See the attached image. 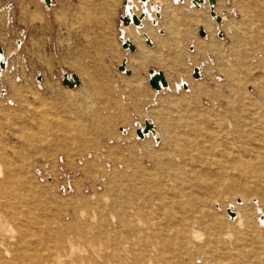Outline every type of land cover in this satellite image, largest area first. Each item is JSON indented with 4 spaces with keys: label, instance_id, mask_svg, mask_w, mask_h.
<instances>
[{
    "label": "rangeland",
    "instance_id": "374dc122",
    "mask_svg": "<svg viewBox=\"0 0 264 264\" xmlns=\"http://www.w3.org/2000/svg\"><path fill=\"white\" fill-rule=\"evenodd\" d=\"M156 1L52 0L49 6L52 14L49 12L47 24L45 9L47 3L44 0H0V46L2 48L0 58L5 65V68L0 66V107L8 112L5 117L0 115V120L5 119L6 122L5 120L4 122L7 125H16L18 130L23 124L30 126L31 130L34 127L35 130L38 123L46 122L48 130L50 129L49 133H52L54 125L60 127L70 120L71 117L67 116L64 107L68 105L69 100H73L77 95H83L85 89L92 90L90 96L92 99L88 98L87 103L86 101L84 103L86 105L84 109L85 107L86 109L83 119L87 123H83L82 120L85 124L82 132L78 128L79 125L75 124L73 128L80 131L73 133V137L81 135L82 139L80 141L76 137L78 143L71 147L72 150L70 149L69 154L72 153L69 155L70 160L66 152L54 150L52 152L46 135H41V141L36 143L34 148L32 146L35 153L48 151L51 156L49 160L38 159L37 163L34 162L36 170L33 175L40 186L48 189V193L51 191L50 194H53L55 191L53 195L57 199L65 200V202L73 201L79 208L82 199L87 198L93 202L99 195L101 204L107 205L109 196L106 190L110 191L111 196V190L116 184H122L121 189H124L130 177H133L139 187L146 185L144 183L147 180L149 183L152 181L148 186L160 182L173 186L171 178L174 172L163 166L160 168L154 166L153 162L144 156V150L148 147L165 160L168 161L170 157L173 158L174 164H182L181 167L186 168V170L183 168V171L191 170V162H194L193 158L196 156L198 169L194 170L197 169L196 171L204 174L210 169L207 168L208 156L202 154L201 148L214 146L210 141L211 145L203 140H194L192 142L194 146H191L194 148L190 151L189 149L183 151L172 146L170 140L180 120L184 119L188 113L203 108L208 110L211 118L220 119L218 123H221V126L231 129L230 117L224 119L221 114L224 111L223 108H227L228 105L232 108L241 106L243 113L247 109L254 111L261 107L264 109V95H262L264 86L262 91L259 88L261 83L264 84V0H242L247 7H251L248 13H244L242 5L236 0H215V12L221 17V23H218L211 15L208 0L204 5L199 4L200 7L195 6L191 0H181L182 2L172 0L173 6L182 8L186 14L207 13L209 25L212 28L202 23L196 25L185 22L182 25L181 19L177 27L173 25L177 29V39L174 40V44L158 53L159 57L153 58L148 66L141 67L138 72H135L136 64L130 62V57L137 56L138 46L133 42L128 29L144 41V46L150 51L155 50L157 44L145 34L144 29L147 25L156 30L159 38L168 37V31L162 24L164 4L156 3ZM257 1L263 6L254 7ZM127 3L128 6H125ZM131 5L139 11L132 10ZM145 10L149 11V15L146 16L141 28L134 25L124 26L121 20L123 16L130 14V11L139 16L146 14ZM156 11L159 15H155ZM224 16L227 17L228 22L223 21ZM153 20H155L154 23ZM226 23L231 24L230 28H226ZM200 29L205 31L204 36L199 35ZM187 30L191 34L185 38ZM148 39L152 43H148ZM123 40H130L137 47V52L131 53L128 48H123ZM199 45H204L207 49L199 50ZM177 47L179 54L175 56L173 53L177 52ZM123 62H126L127 69L132 72V75L128 76L124 71L119 70ZM195 68L199 69L197 78L193 77ZM149 69L155 72L162 71L167 77L168 85L159 90L151 88L148 83ZM64 74L69 77L75 74L80 79L81 85L73 89L64 85L62 83ZM136 74L141 83L138 88H135L134 83L127 84V81L133 80ZM229 77L232 79L229 80ZM183 84H187V88H183ZM196 86H203L204 91L197 93L194 89ZM97 90H101L102 93L98 94ZM37 95L40 100H43L42 105L41 101H37ZM74 107V112L80 111L77 105ZM101 116L108 120L107 127L110 126L112 134L101 137V132L94 131V125L98 123ZM145 122L152 123L156 129L154 134L150 133L141 139L136 131L142 129ZM216 127L220 130L219 126ZM59 131L58 135L65 137L66 133ZM3 133H8V130L3 131L1 135ZM85 135L87 136L84 137ZM110 137L113 139L110 140ZM216 137L219 141L223 139L221 142L227 139L222 135ZM10 139L13 144L19 145L18 138L11 136ZM163 144L169 145L168 152L164 150ZM129 145L134 146L139 154H131ZM32 148L30 149L33 151ZM104 149L106 152L103 151ZM161 149L163 150L160 152ZM97 152L101 153L97 154ZM262 162L264 166V159ZM164 173L169 176L165 178ZM182 175L180 173V176ZM207 176L205 175L206 179L209 177ZM251 177L249 175L248 179L250 180ZM249 186L247 183L244 185L245 188ZM218 199H214L210 205L211 212L216 217L229 222L231 225L229 229L232 230L237 228L235 207L244 206L245 215L249 216L253 224L255 223L254 236L257 235V240L263 242L261 238L264 236V204H259L257 197L249 198V207L245 205L241 195H229L219 201ZM111 221L115 222V219L111 217ZM234 239L235 237H232V240ZM258 243L260 242L256 241L255 247L259 248L261 245ZM125 246L127 245H123ZM229 247L233 249L232 246ZM254 263L257 261L254 260Z\"/></svg>",
    "mask_w": 264,
    "mask_h": 264
},
{
    "label": "bare ground",
    "instance_id": "6f19581e",
    "mask_svg": "<svg viewBox=\"0 0 264 264\" xmlns=\"http://www.w3.org/2000/svg\"><path fill=\"white\" fill-rule=\"evenodd\" d=\"M146 1L142 0V2ZM159 2L164 4L162 24L168 31V37L165 39L159 38L156 30L151 26L147 25L144 29L145 34L156 42L157 48L155 50H148L144 46V41H141L133 31L130 32L128 29L133 42L138 46L137 56L130 57V62L136 64L135 72H138L141 67L148 66L153 58L159 57L158 53L174 44V40L177 39V29L173 25L177 27V23L181 19L180 24L182 25L185 22H190L196 25L202 23L208 28L211 27L208 16H206L207 13L203 15L197 13L186 14L182 8H175L172 0L156 1V3ZM191 2L195 6L206 4V0H191ZM236 2L242 5L244 13H248L251 7H247L242 0H236ZM209 4L211 11L214 12L212 16L216 18V4H211V2ZM263 4L257 1L254 7H262ZM125 6H128V3ZM131 9L139 11L133 5H131ZM147 10H145L146 14L143 13L139 25L129 22L124 26L134 25L141 28L146 16L149 15ZM158 11L155 15L158 14ZM132 15L134 14L130 11V14L126 16L131 17ZM219 18L220 21L217 22L221 23L222 19ZM248 18L250 17L248 16ZM223 21L228 22L227 17L224 16ZM154 22L155 20H153ZM230 25V23H226V28H230ZM190 34L191 32L187 30L184 37L188 38ZM148 41L152 43L151 40L148 39ZM198 49L206 50L207 48L204 45H199ZM136 52L137 47L135 46V50L131 53ZM178 54V50L173 53L175 56H178ZM0 62H2L1 58ZM124 65L127 69L126 62H124ZM2 68H5V65ZM130 75H132V72L128 74V76ZM67 77L71 78L68 75ZM230 79L232 78L229 77ZM131 83H134L135 88H138V85L141 84L138 74L133 80L127 81V84L131 85ZM80 85L81 81L79 85L69 88L73 89ZM263 86L264 84L261 83L259 86L260 91L263 90ZM194 89L197 93L204 91L203 86H196ZM91 91L85 89V92L82 91L83 95H77L73 100H69L68 105L65 104V112L71 118L60 127L54 125L52 133H49L50 129L48 130V123L46 122L38 123L35 130L34 127L31 130V127L26 124H23L21 129L18 130L16 125H7L5 119V122L2 119L0 120V264H253L254 260L257 261L254 264H264V236L261 238L263 242L257 240V235L254 236L253 231L256 226L255 223L251 222L249 216L245 215L244 206L241 208V206L235 205L237 214L235 225L237 228L232 230L229 229L231 227L230 223L223 218L216 217L210 208L214 199L219 198V201L229 195H241L247 207H249V198L253 196L257 197L259 204H264V166L262 162L264 159V109L262 107L256 111L247 109L243 113L241 106L232 108L228 105L227 108H223L224 111L221 114L224 119L230 117L231 129L221 126V123H218L220 119H217V117L211 118L208 110L203 108L188 113L178 123L179 126L175 129V134L170 140L171 145L183 151L187 149L190 151L194 148L191 147L194 146L192 144L194 140L210 141L214 147L201 148L202 154L208 156L207 168L210 170H206L204 174L196 171L198 169L196 165L198 158L194 156L196 159L193 158L194 162H191V170L183 171L182 164H174L173 158L168 155L169 160L167 161L148 147L144 150V156L153 162L154 166H159V168L163 166V168H169L174 172L171 178L173 186L160 181L159 184L148 186L152 181L149 183V180H147L145 183L143 182L146 185L139 187L133 177H130L127 179L128 183L124 186V189H121L122 184H113L115 186L111 190V196L110 191L106 190L109 196L107 205L101 204V199L97 194L98 198L93 202L87 198L82 199L78 208L73 201L65 202V200L57 199L53 195L55 191L50 194V190L48 193V189L46 190L39 185L37 178L33 175L36 170L34 162L37 163L38 159L45 161L50 155L48 151L35 153L36 151L33 148L36 143L41 141V135H46L48 136L46 140L50 142L52 152L53 150L66 152L69 159L71 157L69 155L72 154H69L72 150L71 147L78 143V139L80 141L82 139L81 135L73 137V133L83 130L84 125L87 123L83 119L86 109V107L84 109V106H86L84 103L85 101L87 103L88 98H91ZM100 93H102L101 90L98 91V94ZM39 98L37 95V101H41L40 104L42 105L43 100ZM75 105L79 107V112L73 111ZM0 115L5 117L8 112L0 107ZM82 120L85 124L82 123ZM107 121L101 116L98 123L94 125L95 128L93 126L95 132L102 133L101 137L112 134L110 126L107 127ZM75 124L79 125L80 131L73 129ZM216 126H219L220 130ZM106 128L109 129L106 130ZM155 129L154 125L152 130L143 133L140 138L143 139L150 133L154 134ZM7 130L8 133L1 135L3 131ZM59 130L66 133V135L64 134L65 137L58 135ZM10 135L18 138L19 145L11 142ZM217 135L219 137L221 135L226 136V141L221 142L223 139L219 141ZM168 148L169 145H164V150ZM47 150H49L48 147ZM129 150L133 155L138 153L134 146L129 145ZM103 151L106 152L105 149ZM97 154L95 153V156ZM195 168L197 169L194 170ZM180 173L184 175L180 176ZM101 174L103 175V172ZM205 175L209 176H207L208 179L205 178ZM249 175L252 176L250 180L248 179ZM245 183L250 186L245 188ZM102 203H104L103 200ZM111 217L115 219V222L111 221ZM232 237H235V239L232 240ZM256 241L260 242L258 243L261 245L259 248L255 247ZM123 245L127 246L123 247ZM228 245L232 246L233 249Z\"/></svg>",
    "mask_w": 264,
    "mask_h": 264
},
{
    "label": "water",
    "instance_id": "95a60500",
    "mask_svg": "<svg viewBox=\"0 0 264 264\" xmlns=\"http://www.w3.org/2000/svg\"><path fill=\"white\" fill-rule=\"evenodd\" d=\"M44 1L46 3L51 2V0H44ZM209 2H211V4H214L215 0H209ZM211 15H214L213 11H211ZM142 17H143V14H140L138 17L136 15H132L131 17L125 15L121 18V20L123 24H128L129 22H132L134 25H139L140 19ZM216 21H220V18L218 16H216ZM199 35L204 36L205 31L203 29H200ZM147 42L150 43L149 41ZM122 47L128 48V50L131 52L135 50V46L128 40H123ZM1 52H2V48L0 46V53ZM0 66L4 67L3 62H0ZM119 70L124 71L127 75L131 73L129 69L125 68L124 62L119 66ZM149 74H150V78H149L148 83L151 88L159 90L162 87H166L168 85L165 74L162 71L158 70L155 72V70L149 69ZM198 76H199V71L197 68H195L193 71V77L197 78ZM62 83L72 88V87L79 85L80 80L75 74H71V78H68L67 75L64 74ZM183 88H187V84H183ZM153 128H154V125L152 123L145 122L144 127L141 130L138 129L136 132L139 137H142L143 133H147L149 130H152Z\"/></svg>",
    "mask_w": 264,
    "mask_h": 264
},
{
    "label": "crops",
    "instance_id": "0c3cea01",
    "mask_svg": "<svg viewBox=\"0 0 264 264\" xmlns=\"http://www.w3.org/2000/svg\"><path fill=\"white\" fill-rule=\"evenodd\" d=\"M51 2H52V0H51ZM51 2H50V4H51ZM50 4L48 5V4H46L45 5V9H46V23L48 24V16H49V12H50ZM51 14H52V12H50Z\"/></svg>",
    "mask_w": 264,
    "mask_h": 264
}]
</instances>
